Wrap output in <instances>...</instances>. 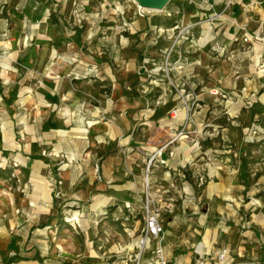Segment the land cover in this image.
I'll list each match as a JSON object with an SVG mask.
<instances>
[{
  "label": "rangeland",
  "instance_id": "obj_1",
  "mask_svg": "<svg viewBox=\"0 0 264 264\" xmlns=\"http://www.w3.org/2000/svg\"><path fill=\"white\" fill-rule=\"evenodd\" d=\"M259 42L264 0H0V246L25 216L55 264H137L157 213L172 261L264 264Z\"/></svg>",
  "mask_w": 264,
  "mask_h": 264
},
{
  "label": "crops",
  "instance_id": "obj_2",
  "mask_svg": "<svg viewBox=\"0 0 264 264\" xmlns=\"http://www.w3.org/2000/svg\"><path fill=\"white\" fill-rule=\"evenodd\" d=\"M261 46H259V51H263L259 53V61L263 59L264 62V43L259 42ZM260 71H264V69ZM263 94V93H262ZM23 154L21 155L22 157V164L23 168L26 171H29L30 173L34 172V169H39L38 168V163L39 161H44L46 158H42L40 151L41 150H34L33 152H30L29 150H21ZM44 159V160H43ZM44 167L46 165H49L48 160L43 162ZM43 165V164H42ZM34 168V169H29ZM34 175H38V173H34ZM33 181H37V179H33ZM48 198L46 196H42L41 198H36V200H31L29 197H25L27 206L30 209V212L27 213L28 216L26 218H29V220H34L37 216L38 213H35V211H39L40 209L43 208L44 206V201H46ZM48 201V200H47ZM16 227V228H15ZM27 220L24 219L20 222L19 225L17 226H11L12 229H15V233L11 232L9 233L5 244L0 246V257H1V262L2 264H55L53 261L50 259H56L53 258V256H48L51 258H45L41 255H39V248L40 245L38 244H33L28 241V236L24 234L27 228ZM164 246L166 248L167 256L170 259L171 263H180V262H192V258L190 256L183 258L179 261L175 260L172 261L169 254H168V247L167 244L164 241ZM205 259L207 261V257L205 256ZM207 264H209V261H207Z\"/></svg>",
  "mask_w": 264,
  "mask_h": 264
},
{
  "label": "built area",
  "instance_id": "obj_3",
  "mask_svg": "<svg viewBox=\"0 0 264 264\" xmlns=\"http://www.w3.org/2000/svg\"><path fill=\"white\" fill-rule=\"evenodd\" d=\"M249 38H245L248 40ZM174 116L178 115V110H173ZM174 152L172 151L171 154ZM166 228L157 213L149 215L144 234L140 238L138 245L140 249V256L138 257L137 264H207L206 259H197L195 263L191 262H180L171 263L167 256L166 248L164 246ZM152 241L153 245L148 248L149 242ZM146 252H151V255L144 257ZM229 254L228 248H224L221 251V256L227 258Z\"/></svg>",
  "mask_w": 264,
  "mask_h": 264
},
{
  "label": "water",
  "instance_id": "obj_4",
  "mask_svg": "<svg viewBox=\"0 0 264 264\" xmlns=\"http://www.w3.org/2000/svg\"><path fill=\"white\" fill-rule=\"evenodd\" d=\"M139 4L148 9L161 10L163 9L170 0H135Z\"/></svg>",
  "mask_w": 264,
  "mask_h": 264
},
{
  "label": "bare ground",
  "instance_id": "obj_5",
  "mask_svg": "<svg viewBox=\"0 0 264 264\" xmlns=\"http://www.w3.org/2000/svg\"><path fill=\"white\" fill-rule=\"evenodd\" d=\"M137 2V1H136ZM139 3V2H138ZM140 5V4H139ZM141 6V5H140ZM141 7H143V6H141Z\"/></svg>",
  "mask_w": 264,
  "mask_h": 264
}]
</instances>
